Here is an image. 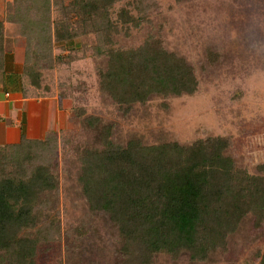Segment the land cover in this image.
Returning a JSON list of instances; mask_svg holds the SVG:
<instances>
[{
	"label": "rangeland",
	"instance_id": "374dc122",
	"mask_svg": "<svg viewBox=\"0 0 264 264\" xmlns=\"http://www.w3.org/2000/svg\"><path fill=\"white\" fill-rule=\"evenodd\" d=\"M11 1L0 0V21L7 49L24 50L18 72L22 94L57 95L75 116L70 127L49 134L45 144L29 143L21 153L15 150L1 160L0 170L21 168V175L45 166L56 180L55 190L45 198L49 203L41 208L48 219L37 231V264H127L118 228L108 215L90 209L80 183L81 159L102 149L104 128L123 146L133 139L148 145H188L226 137L237 167L264 174V0H138L141 12L135 5L115 6L116 13L121 8L132 12L140 25L113 34L114 47L135 48L154 37L187 62L198 80L192 95L154 96L126 112L100 88L106 58L98 51L97 37H85L79 29L75 46L46 42L42 34L22 35L21 24L7 22ZM36 4L38 10L40 2ZM58 17L55 6L52 20ZM27 61L38 76V90L25 74ZM263 250L264 221L256 226L249 213L228 236L226 247L205 261H191L186 252L176 259L161 253L154 264H259Z\"/></svg>",
	"mask_w": 264,
	"mask_h": 264
},
{
	"label": "trees",
	"instance_id": "16d2710c",
	"mask_svg": "<svg viewBox=\"0 0 264 264\" xmlns=\"http://www.w3.org/2000/svg\"><path fill=\"white\" fill-rule=\"evenodd\" d=\"M120 3L141 12L138 0H12L7 22L21 24L22 35L42 34L50 43L77 46L79 29L85 37H97L98 51L106 58L100 88L125 112L154 96L194 94L198 80L193 68L164 49L159 39L150 37L135 48L114 47L113 34L140 25L128 9L116 13ZM55 6L59 17L52 20ZM6 36L0 21V84L21 92V74L5 71ZM30 65L25 62V74L38 90V76ZM104 129L102 149L81 159L80 183L90 209L108 215L118 228L127 264H154L157 254L176 259L183 252L191 261H205L226 247L228 236L247 214H253L256 226L264 221V174L237 167L226 137L188 145H148L133 139L123 146L111 140L110 128ZM48 137L0 147V164L10 152L21 153L29 143L43 145ZM20 169L0 170V264H37V231L48 219L41 208L56 188L47 167L19 175ZM259 264H264V250Z\"/></svg>",
	"mask_w": 264,
	"mask_h": 264
},
{
	"label": "crops",
	"instance_id": "0c3cea01",
	"mask_svg": "<svg viewBox=\"0 0 264 264\" xmlns=\"http://www.w3.org/2000/svg\"><path fill=\"white\" fill-rule=\"evenodd\" d=\"M23 62V49H8L5 71L18 74ZM73 117L71 106L57 95L25 97L22 92L7 90L0 84V147L17 145L23 139H45L70 127Z\"/></svg>",
	"mask_w": 264,
	"mask_h": 264
}]
</instances>
